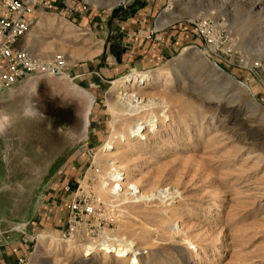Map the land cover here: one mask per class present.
Returning a JSON list of instances; mask_svg holds the SVG:
<instances>
[{
    "label": "rangeland",
    "instance_id": "obj_1",
    "mask_svg": "<svg viewBox=\"0 0 264 264\" xmlns=\"http://www.w3.org/2000/svg\"><path fill=\"white\" fill-rule=\"evenodd\" d=\"M71 1L74 5L67 2L59 12L40 13L24 40L41 60L53 62L56 55L66 59L64 73L52 77L77 89L78 82L95 98L88 141L70 146L63 155L32 151L45 183L35 196L31 178L5 184L0 214L11 222L7 235L26 239L27 251H34L33 264H76L81 258L77 247L106 238L135 242L144 253L142 264L151 255L157 256L155 264H264V0H149L153 7L148 20L128 36L112 15L115 10L126 15L136 5L138 9L142 0ZM168 9L177 16L161 25ZM72 12L94 19L82 24ZM40 20L43 25L38 26ZM118 32L123 38L116 37ZM122 43L131 49L119 61L116 51ZM97 46V57L83 59ZM139 66L157 81L143 93L163 102L156 114L165 109L170 119L159 116L158 127L147 129L142 138L133 137L137 148L125 140L124 148L114 149L123 156L117 164L129 175L127 182L137 184L139 199L101 200L105 205L92 211L91 197L77 198L76 191L83 183L102 194L98 185L107 166L99 151L112 134L107 108V99L116 95L112 81ZM224 95L226 103L218 105ZM25 108L22 103L0 104V111L12 116ZM6 120L9 136H18L12 145L26 144L27 133H35L31 119H23L21 126ZM242 120L249 127L234 132L232 126ZM29 143L39 148L33 140ZM17 170L13 168V178ZM67 185L70 191H65ZM172 191L175 195H168ZM142 192L147 197H140ZM75 199L78 227L101 231L86 243L60 240ZM44 204L48 212L42 225H19ZM40 236L56 238L43 244L42 257L37 252ZM92 262L137 264L116 251L106 259L100 252Z\"/></svg>",
    "mask_w": 264,
    "mask_h": 264
},
{
    "label": "bare ground",
    "instance_id": "obj_2",
    "mask_svg": "<svg viewBox=\"0 0 264 264\" xmlns=\"http://www.w3.org/2000/svg\"><path fill=\"white\" fill-rule=\"evenodd\" d=\"M176 16L177 15L174 14V11L172 9L166 10L162 15V17L160 18L162 20L161 25L173 21L176 18ZM41 25H43V20H40L38 23V26ZM100 52H101V47L97 46V48L94 49V51H92L89 54H86L85 57H83V59L85 58L91 59L92 57H97L100 54ZM45 62L50 63L52 61H45ZM213 62L216 65H218L215 59H213ZM50 67H51V63H50ZM213 69L215 70L217 69V67L214 66ZM59 73L60 74L58 75L60 76L64 72L60 70ZM174 73L175 72H173V74ZM48 75L58 76L57 74L52 73V70L48 73ZM156 82H157L156 76H154V74H152L151 71H144L142 69H137V68L132 71H129L128 73L112 81V84L114 85L113 90L115 91L116 95L111 96L107 99V108L112 115V120L110 121L112 134L110 136V139L105 143L104 147H102V149L99 151V153L103 154V156L105 157V164L107 166L106 176L103 177L102 175V178L100 179L101 182L98 185L99 186L98 189L103 195L97 191L98 189L96 190L98 193L97 199L99 201L101 200L108 201L107 199H114L116 200L117 203H119L121 202L122 198H124L125 200H130L132 198L134 200L136 198L139 199V195L137 193L139 192L137 191L138 186L135 183L127 182L129 175L126 174V170L125 172L121 171L123 169L122 165L117 164V162L121 161V158L123 156L122 157L119 156L118 152L115 151L114 149H116L119 146H123L124 148L126 144L132 145L133 148H137V145H134L137 141L135 140V138L132 139L133 137L140 136L142 138L143 136H145L147 129L152 130L150 128L154 127L155 129L156 127H158L160 124L159 116H165L164 119H170V116L168 115V112L165 109L163 110L162 114H159V116L156 114V110L161 108L163 102L158 101L156 98L147 95V93H143V89L154 85ZM226 101L227 100H225V95H224L218 102L219 103L218 105H223L224 103H226ZM234 124L235 125L232 126L234 132H236L238 128L243 129L245 132V130H247V128L249 127V126L247 127V125L245 126L247 122L244 120L238 121ZM229 131L232 132L231 129ZM125 140H127L126 144L124 143ZM115 185H118V187ZM120 190H123V192L125 191V193L120 192ZM160 192L163 193V191ZM170 194L175 195V191L170 192L168 195ZM146 195L148 194L142 192L140 197L142 196L145 197ZM49 238H52L53 240L56 239L54 238V236H50ZM48 239H46L44 236H40V246H38L40 247V249L39 251H37L39 252L40 255L39 257H42V255L45 254V249H43L42 246L43 244L45 245ZM69 245L72 246V243ZM173 248L175 249L177 247L174 246ZM112 251H116V255H118V257L122 259L130 258L132 262H136L137 264L140 263L142 264L144 262L143 261L144 253L142 252V249L139 246H137L135 242L133 241L129 242L126 239H122V238H116V239L106 238L102 242H92L90 243V245H85V246L83 245L82 248L77 247L76 253L81 258H79V260L78 259L74 260V262H76V264H96V262L90 263L93 256L99 254L100 252H103L104 259H106L107 257H109ZM177 251L181 256H183L181 250L178 249ZM156 257L151 255L150 261L144 264H155V261L157 259ZM105 261L106 260H104V263ZM48 264H62V262L59 261L57 262L54 260V262L50 261L48 262ZM65 264H74V263L66 262Z\"/></svg>",
    "mask_w": 264,
    "mask_h": 264
},
{
    "label": "crops",
    "instance_id": "obj_3",
    "mask_svg": "<svg viewBox=\"0 0 264 264\" xmlns=\"http://www.w3.org/2000/svg\"><path fill=\"white\" fill-rule=\"evenodd\" d=\"M66 1L69 3L67 6H70V3L74 5L73 1ZM140 3L142 4L138 9V6L136 5L134 9H131V12H127L126 15H118L116 10L112 15L114 21L117 23L120 22L118 25H120V28H122L125 36H128L131 33L129 30L135 29L137 24L138 26H141V24L143 25V22L148 20L149 15L151 14L153 5L149 2V0H142ZM74 7L75 6L72 8L77 11ZM125 9L127 10V8ZM72 13L77 15V22H82V24H88L91 22V19H94L90 14H84L83 12ZM98 20L99 19L96 21L98 22ZM112 32L113 29L111 33ZM121 34L122 32L116 33V37L121 38ZM118 46L124 47L126 45L122 43ZM127 47L131 49V47ZM129 49L128 52L130 51ZM29 77L17 82L13 86L0 93V104L11 103V105L15 106L18 103H22V106L25 105L26 107L24 111L29 113L32 102L31 98L38 83L37 80L31 79ZM21 112H13L12 116L7 111H0V128H2V131H0V198L6 197L4 196L5 184L8 183H21L31 178L30 180L36 182V185H34L30 191L32 196H35L38 193L40 186L45 183V174H41L43 171H40L42 166L37 165V161H33L31 158L32 151H35L38 154V152H45L44 148L41 149L39 147L38 149H33V147H30V140L21 146L11 144V142L15 141V139L17 140L16 137L18 136H9V127L6 119L14 120L15 125H17V120L19 119ZM43 154L45 156V153ZM44 164L45 167L50 170L51 165H47L46 160ZM33 166H36L35 170H31ZM15 167L19 169V171L17 170V173L19 174H17L16 178H13L12 170L13 168L15 169ZM25 191H27V189L20 190L21 193H25ZM44 200H47V198H44ZM45 206L46 205L44 204L43 208L38 209L35 214H32L29 217L30 221H25L23 224L20 223L19 225L25 226L27 224L26 229H28V227L35 229L39 225H42L47 220L46 215L48 210L44 208ZM25 214L27 215V213ZM10 224L11 222L9 219L6 216L0 214V264H17V255L19 253L27 252L28 248V245L24 244L26 239L14 238V234L7 235L6 230L8 227H11Z\"/></svg>",
    "mask_w": 264,
    "mask_h": 264
},
{
    "label": "built area",
    "instance_id": "obj_4",
    "mask_svg": "<svg viewBox=\"0 0 264 264\" xmlns=\"http://www.w3.org/2000/svg\"><path fill=\"white\" fill-rule=\"evenodd\" d=\"M67 5L66 0H0V93L21 80L40 73L60 74L67 65L61 55H57L50 63L41 60L37 54L27 45L24 40L36 17L44 12H59ZM65 191H70V186H65ZM91 197L93 202L92 211L105 205L104 202L96 201L97 195L89 186L80 184L76 191V197ZM73 201L71 216L66 226L60 232L61 241L86 243L98 238L100 232L78 227L77 218L79 207ZM96 201V202H95ZM23 230V229H22ZM24 233V231H23ZM98 237H95V236ZM34 251H27L17 255V264H33Z\"/></svg>",
    "mask_w": 264,
    "mask_h": 264
},
{
    "label": "flooded vegetation",
    "instance_id": "obj_5",
    "mask_svg": "<svg viewBox=\"0 0 264 264\" xmlns=\"http://www.w3.org/2000/svg\"><path fill=\"white\" fill-rule=\"evenodd\" d=\"M72 80L73 79H71V81ZM46 82L48 84V88L47 90L45 89V92H47L48 94H44L42 98H48L51 100H44L40 104V106L46 109L48 116L44 117L43 115H40L31 105L29 115L24 114L26 113V111L20 114V117L17 120V126H21L23 122L22 120L25 118L33 120L35 133H32V131L30 133L28 132V140H30V142L31 140H33V143L38 144V147H40L41 149L44 148L46 155L53 154L54 152H56V154L59 153L60 155H63L67 153V150L70 148V146H75L87 142L89 135L88 131L90 124H88L87 127H83V116L80 117L82 113L80 112L79 114V112H73V117L75 115L78 116L77 118L71 117V104L76 99H82L86 96L89 99V104L91 105L94 101V98H89V90H86V88L78 82L76 83L80 86V88H82V90L80 88H74L72 82L64 80L59 81V79H57L56 77H52L46 80ZM80 94H82L83 96ZM89 109L90 106L87 111H89ZM90 113H92V110ZM89 116L91 115L89 114ZM89 118L88 121L90 122ZM69 123H72V129L77 131L75 135L69 136L65 134V131H63L64 125L67 126V124ZM87 123L88 122H86V124ZM82 127L83 129L81 130ZM28 128L29 127L27 126L26 130H28ZM55 129L57 131L55 132L56 134L52 132ZM47 144L49 146H46ZM46 148L50 150L49 153H47Z\"/></svg>",
    "mask_w": 264,
    "mask_h": 264
},
{
    "label": "water",
    "instance_id": "obj_6",
    "mask_svg": "<svg viewBox=\"0 0 264 264\" xmlns=\"http://www.w3.org/2000/svg\"><path fill=\"white\" fill-rule=\"evenodd\" d=\"M122 36L123 35L121 34V37ZM127 49H128L127 46H124V47L118 46L117 54H118V60L119 61H121L120 55L123 52H126ZM140 68H141V66H139L137 69H140ZM29 78L37 80V82H38L37 86L34 89L33 96L31 98L32 99L31 100L32 101L31 105L34 107V109L37 111V113H39L40 115H43L44 117H47L48 113H47L46 109L42 108L40 106V104L44 100H51V99H48V98L47 99L46 98H42V96L44 94H48L47 92H45V89L47 90V88H48V84H47L46 80L52 78V76L47 75V74H36V75L30 76ZM43 89H44V91H43ZM80 95H82V94H80ZM76 100L71 104L70 112H71L72 116L71 115L70 116L73 117V112H79V114L81 112L82 115H80V117L83 116L82 117L83 127H85V126L87 127L88 124H89V121H88L89 114H90V112H91V110L93 108V104L95 102V98H94V101L92 102L91 105L89 104V99L86 96L83 97L82 99H76ZM89 106H90V109H89V111H87ZM77 116L78 115H75L73 118H77ZM86 122H88V123L86 124ZM72 126H73L72 123L67 124V126L64 125L63 131H65L66 135L72 136V135H75L77 133V131L72 129ZM83 127L81 128V130L83 129ZM74 129H76V128H74ZM52 132L55 133L57 131L55 129Z\"/></svg>",
    "mask_w": 264,
    "mask_h": 264
},
{
    "label": "clouds",
    "instance_id": "obj_7",
    "mask_svg": "<svg viewBox=\"0 0 264 264\" xmlns=\"http://www.w3.org/2000/svg\"><path fill=\"white\" fill-rule=\"evenodd\" d=\"M25 115H29V113L26 112ZM0 131H2V128H0Z\"/></svg>",
    "mask_w": 264,
    "mask_h": 264
}]
</instances>
